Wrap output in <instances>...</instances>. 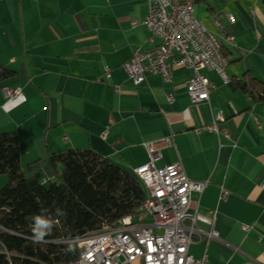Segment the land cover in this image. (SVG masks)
<instances>
[{
	"label": "crops",
	"instance_id": "0c3cea01",
	"mask_svg": "<svg viewBox=\"0 0 264 264\" xmlns=\"http://www.w3.org/2000/svg\"><path fill=\"white\" fill-rule=\"evenodd\" d=\"M146 2L0 0V65L11 73L0 82V133L15 136L22 165L89 149L129 172L147 163L143 145L155 143V168L176 164L206 183L185 214L217 239H196L188 254L207 264H264V103L236 85L264 84V0H195L194 17L208 31L233 37L221 43L227 82L200 71L211 88L198 104L185 93L190 70L177 61L169 85L146 74L135 88L123 72L135 50L158 43L131 26ZM4 88L19 95L5 99ZM217 113L225 139L203 130ZM6 182L0 176V189Z\"/></svg>",
	"mask_w": 264,
	"mask_h": 264
},
{
	"label": "built area",
	"instance_id": "2783aa9c",
	"mask_svg": "<svg viewBox=\"0 0 264 264\" xmlns=\"http://www.w3.org/2000/svg\"><path fill=\"white\" fill-rule=\"evenodd\" d=\"M194 2L147 0L142 21H131V26L139 24L148 31L149 43L158 41L148 50H135L122 65L133 87H139L146 74L158 76L164 85H169L175 61L190 70L185 93L192 104L208 101L211 85L200 71L213 72L223 83L227 82L226 74L221 71V63L227 62H219L214 56V40L204 24L194 17ZM229 20L232 21L230 17ZM219 37L223 43L233 45V37L224 33H219ZM1 94L12 99L19 95V90L4 88ZM166 99L169 103L173 100L169 94ZM222 121L221 113H217L203 130L217 139H225L227 131L218 126ZM255 126L260 130L258 122ZM105 135L103 132L101 138ZM143 148L148 161L135 167L132 174L143 186L144 203L115 226L102 225L98 231L72 241L77 256L69 264H207L205 255L194 259L187 249L196 239L216 240L217 235L195 229L194 217L185 214L190 195H199L206 183L187 179L176 164L155 168L153 162L159 157L156 144L148 143Z\"/></svg>",
	"mask_w": 264,
	"mask_h": 264
},
{
	"label": "trees",
	"instance_id": "16d2710c",
	"mask_svg": "<svg viewBox=\"0 0 264 264\" xmlns=\"http://www.w3.org/2000/svg\"><path fill=\"white\" fill-rule=\"evenodd\" d=\"M11 73L0 65V82ZM237 87L264 103V84ZM0 264H69L71 242L136 213L145 192L137 178L89 149H66L22 165L13 134L0 133ZM43 221V223L41 222ZM45 234L35 242L33 235Z\"/></svg>",
	"mask_w": 264,
	"mask_h": 264
},
{
	"label": "bare ground",
	"instance_id": "6f19581e",
	"mask_svg": "<svg viewBox=\"0 0 264 264\" xmlns=\"http://www.w3.org/2000/svg\"><path fill=\"white\" fill-rule=\"evenodd\" d=\"M211 39L214 40L213 46V54L216 56V59L219 62H226V59L224 58L222 52H221V43H222V37H219V34H214L210 32ZM227 63H221V71L225 73Z\"/></svg>",
	"mask_w": 264,
	"mask_h": 264
},
{
	"label": "clouds",
	"instance_id": "9594fccd",
	"mask_svg": "<svg viewBox=\"0 0 264 264\" xmlns=\"http://www.w3.org/2000/svg\"><path fill=\"white\" fill-rule=\"evenodd\" d=\"M42 223H43V221H41ZM44 237H45V234L43 233V232H41L38 236H34L33 235V240L35 241V242H41V241H43L44 240Z\"/></svg>",
	"mask_w": 264,
	"mask_h": 264
}]
</instances>
